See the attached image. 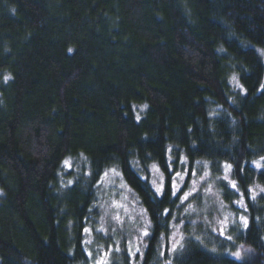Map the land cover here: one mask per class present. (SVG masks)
<instances>
[{"label": "trees", "instance_id": "16d2710c", "mask_svg": "<svg viewBox=\"0 0 264 264\" xmlns=\"http://www.w3.org/2000/svg\"><path fill=\"white\" fill-rule=\"evenodd\" d=\"M257 47L264 0H0V264H264ZM201 162L244 207L221 230L174 186ZM110 168L145 217L131 257L100 226Z\"/></svg>", "mask_w": 264, "mask_h": 264}, {"label": "rangeland", "instance_id": "374dc122", "mask_svg": "<svg viewBox=\"0 0 264 264\" xmlns=\"http://www.w3.org/2000/svg\"><path fill=\"white\" fill-rule=\"evenodd\" d=\"M256 50L264 63V49L257 47ZM255 162H259L260 167L258 168L264 169V159L261 158ZM153 166L149 168V182L156 189L163 183V177L159 169ZM255 166L257 167L256 163ZM206 173L207 175H205ZM181 176L182 179L176 175L174 186H178L179 189L183 187V195L186 192H192L193 186L196 188V191L192 192L188 197L192 198L194 204H190L186 213L195 215L193 223L196 221L204 223L206 228L216 231L226 227L234 217H239L243 214L244 207L241 200L234 201L233 206L237 210L235 212L221 197L220 184L222 182L230 183L228 168L220 176H213L207 168V163L201 162L193 167L191 176H187L186 168L181 173ZM225 176H227V179L224 178ZM153 181H155V186ZM97 199L99 201L98 209L103 217V222H101L100 226L103 224V229L106 234H109L115 240L116 246L119 245L120 239L124 240L126 252L131 257L132 253L137 251L142 243V235L138 238L136 231H138L141 223L145 222V217L135 195L123 181L120 173L114 168L108 169L103 174L98 185ZM171 238L172 245L179 243L178 229L173 230ZM102 253L103 255H100L94 264H105L106 257L104 252Z\"/></svg>", "mask_w": 264, "mask_h": 264}, {"label": "snow or ice", "instance_id": "6c2138e0", "mask_svg": "<svg viewBox=\"0 0 264 264\" xmlns=\"http://www.w3.org/2000/svg\"><path fill=\"white\" fill-rule=\"evenodd\" d=\"M7 78H8V77H5V79H7ZM262 159H264V158H262ZM64 163H65L66 165H69V161H67V160H65ZM255 163L257 164V167H260L259 162H255ZM69 166H70V165H69ZM153 167L155 168V165H154ZM226 167H229V168H230L231 166L228 165V166H226ZM113 171H114V170H113ZM106 175H107V174H106ZM176 175H177V177H181V179H182L181 173H177ZM205 175H207V173H206ZM224 178L227 179V176H225ZM201 179H203V177H201ZM153 184H154V186H155V181H153ZM232 186L235 187V183H234V182L232 183ZM162 190H163V185H162V184H161L160 186L156 187V192H157V193H161ZM176 191H179V187H178V186H176ZM194 191H196L195 186H193V188H192V192H194ZM262 191H264V189H262ZM192 192H186V193L183 195V197H181V200H182V201H183V200H187L188 197L192 194ZM175 194H176V192L174 191V192H173V195H175ZM167 212H168V210L165 209V213H167ZM117 219H119V218L117 217ZM241 219L244 221L245 226H247V220H246V218L241 217ZM85 231H88V229H85ZM147 234H148L147 231H144L143 235L146 236ZM228 239L231 240L232 237L229 236ZM174 247H175V246H174ZM137 251H139V249H137ZM232 255L235 256V257H237V258H239L240 255H241V253H240L239 251H236V252L232 253Z\"/></svg>", "mask_w": 264, "mask_h": 264}]
</instances>
